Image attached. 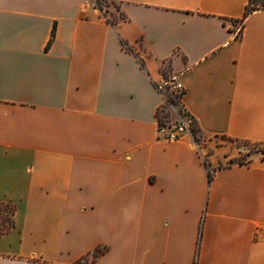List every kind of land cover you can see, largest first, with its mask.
I'll list each match as a JSON object with an SVG mask.
<instances>
[{
	"label": "crops",
	"instance_id": "obj_1",
	"mask_svg": "<svg viewBox=\"0 0 264 264\" xmlns=\"http://www.w3.org/2000/svg\"><path fill=\"white\" fill-rule=\"evenodd\" d=\"M106 1L0 0V264H264V156L166 138L155 87L205 142L264 143V8Z\"/></svg>",
	"mask_w": 264,
	"mask_h": 264
},
{
	"label": "rangeland",
	"instance_id": "obj_2",
	"mask_svg": "<svg viewBox=\"0 0 264 264\" xmlns=\"http://www.w3.org/2000/svg\"><path fill=\"white\" fill-rule=\"evenodd\" d=\"M256 0V4L264 7V1ZM104 13L108 16L109 19L116 20L124 17L121 12V5L117 2H100ZM175 91L170 89H165L163 91L164 95V104L159 111V116L161 121L165 124L176 125L179 121V118L183 116V110L179 104V99L174 93ZM167 99V100H166ZM202 134L199 131L195 132V141L200 144L199 149L201 150L204 157H208L209 154H213V156H217V160L214 161V165L223 166L231 164L230 159L239 157L241 154L248 158L249 156L246 154L247 146L240 145L238 141H230L222 137H211V141L205 142L204 138H202ZM222 144V145H219ZM254 154L260 155L257 151L252 152ZM250 153V154H252ZM224 154V156L222 155ZM245 154V155H244ZM4 221L9 219V212L7 208L4 210ZM0 216V217H3Z\"/></svg>",
	"mask_w": 264,
	"mask_h": 264
},
{
	"label": "built area",
	"instance_id": "obj_3",
	"mask_svg": "<svg viewBox=\"0 0 264 264\" xmlns=\"http://www.w3.org/2000/svg\"><path fill=\"white\" fill-rule=\"evenodd\" d=\"M240 29H241V24L240 23L236 24L235 34H238L240 32ZM155 87L161 93H163V91L167 88L173 90L175 91L174 93L177 96L181 95L184 91L183 85L181 84L180 81L177 80L176 75L170 78L163 79L160 82H156ZM183 114L184 115L179 118V121L176 125H169L162 123L161 125H159V131L163 132L165 134V137L168 139H177L184 134H188L192 136L191 127L193 125V118L185 112H183ZM255 151H257L260 154V156H263L264 144L262 143L258 144L255 147ZM262 236L264 238V232Z\"/></svg>",
	"mask_w": 264,
	"mask_h": 264
},
{
	"label": "trees",
	"instance_id": "obj_4",
	"mask_svg": "<svg viewBox=\"0 0 264 264\" xmlns=\"http://www.w3.org/2000/svg\"><path fill=\"white\" fill-rule=\"evenodd\" d=\"M107 2L106 0H95V5L101 10L102 9V6L100 5V2ZM264 0H262L261 2H263ZM256 0H249L248 4L246 5L245 7V11H244V15H247L249 12L255 10V9H260V8H264L262 6H260L259 4H256L255 3ZM123 18V17H121ZM112 22H114L115 20H112L110 19ZM167 100V99H166ZM157 115H159V111H157ZM160 117V116H159ZM192 117V116H191ZM193 118V117H192ZM159 123L162 124L163 122L161 121V118H159ZM196 131H199L197 125H196V122H195V119L193 118V125L191 127V133H192V137L193 139L195 140V132ZM222 138H225L227 140H230L231 142L232 141H238L240 142V145L242 146H247V152L246 154L247 155H250V153L254 152L255 151V147L260 144V143H255V142H249L247 140H237V139H232V138H227L225 136H221ZM264 144V143H262ZM245 155V154H244ZM264 156V155H263ZM249 161V159L245 158L242 154L241 156L239 157H235V158H231L230 159V162L231 163H238V164H243V163H247ZM204 162V161H203ZM205 166H206V163L204 162ZM207 178L208 180H210L212 178V175H211V172L209 170H207ZM101 251V249L97 248L95 249L93 252H92V257L90 259L89 262L93 261L95 256L97 255V253H99ZM86 261L84 262H87L88 264V259L84 258ZM84 259H78L76 262H74L73 264H84L83 260Z\"/></svg>",
	"mask_w": 264,
	"mask_h": 264
}]
</instances>
